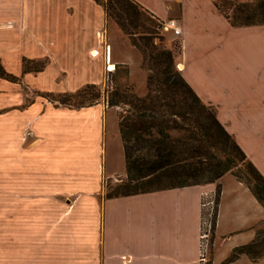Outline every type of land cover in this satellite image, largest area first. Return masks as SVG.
Segmentation results:
<instances>
[{"label": "crops", "instance_id": "crops-1", "mask_svg": "<svg viewBox=\"0 0 264 264\" xmlns=\"http://www.w3.org/2000/svg\"><path fill=\"white\" fill-rule=\"evenodd\" d=\"M135 1L157 18H176L180 73L264 177V23L231 25L211 0ZM20 34L39 51L16 47ZM0 37V60L12 72L22 57L46 59L40 70L21 71V83L0 77V264H203L200 198L216 182L207 264H264V255L245 253L224 261L264 219L229 171L216 181L105 196L106 182L125 175L119 107L68 106L46 95L101 83L105 45L127 80L133 68L144 74L139 51L99 3L0 0ZM6 51L15 53L14 69Z\"/></svg>", "mask_w": 264, "mask_h": 264}, {"label": "trees", "instance_id": "trees-1", "mask_svg": "<svg viewBox=\"0 0 264 264\" xmlns=\"http://www.w3.org/2000/svg\"><path fill=\"white\" fill-rule=\"evenodd\" d=\"M94 1L139 51L141 66L146 69L145 94L137 95L127 84L100 92L96 84L85 83L72 91L46 95L68 106L89 105L101 96L107 105L119 107L125 175L105 196L216 181L229 171L264 208L263 175L219 122L214 106L201 100L175 67L179 48L166 47L155 40V27L161 20L135 0ZM211 1L231 25L264 23V0ZM45 62V58L38 61L22 57V71L40 70ZM121 65L123 75L127 74L125 64L116 65L109 72L111 83ZM0 77L18 79L1 64ZM219 190L216 182V203ZM263 251L264 227L257 228L250 241L234 246L224 261L239 253L256 258Z\"/></svg>", "mask_w": 264, "mask_h": 264}, {"label": "rangeland", "instance_id": "rangeland-1", "mask_svg": "<svg viewBox=\"0 0 264 264\" xmlns=\"http://www.w3.org/2000/svg\"><path fill=\"white\" fill-rule=\"evenodd\" d=\"M158 19L162 21V19H160V18H158ZM155 32H156L155 33L156 34L155 40L157 42H159L160 44H162V45H164L166 47L174 48L176 50L179 48V42L174 37V34L170 30L164 29L162 27V23H160V25L155 27ZM18 37H19V42H18L19 45H16V47L21 48L24 52H27V53H35V52L39 51V50H37L35 45H32L31 42H29V40L26 41V38H24V35L20 34V35H18ZM158 37H159V39H158ZM0 38H2V37H0ZM14 43H16V42H14ZM119 51H121V50L118 49V52ZM5 54L8 57V62H7L9 64L8 66L10 68L14 69L16 67L15 53L6 51ZM35 59L39 61L42 58H35ZM0 64H1L2 68L5 71L16 75L18 77V81L19 82L21 81V78H22V72H21L22 71V64H21V62L19 63V68L16 70V72H12L9 68L4 66V64L1 62V60H0ZM28 64L32 65V66H36L37 65V63H28ZM140 65H141V62H140ZM175 67L179 70V66L177 65V63L175 64ZM122 68H123V65H121L119 67V70L117 71L116 78H114L113 79V83H111V87H106L105 86L104 79H103V81L101 83H94V84H96L99 87L100 92H103L104 90H105V92L109 91L111 88H115L116 86L122 88L125 84H127V85H129L131 87V89L137 95L145 94V92H146V82H145V80H146V69L141 66L144 74L140 75L139 72H137L133 68L132 71H131L130 78H129V80H127V78H126L127 74L123 75ZM84 84L80 85L79 87L83 86ZM23 89H24V91H27V92L30 91V90L27 89L26 86H24V84L21 85V90H23ZM103 95H106V94L104 93ZM48 98H50V96H48ZM51 101L53 103H59V102H57L56 99L55 100H51ZM97 101H104V100L100 96ZM69 102H72V101L70 100ZM172 133L174 134L175 131H172ZM122 179H124V176H117L116 180L115 179H111L110 181H107L106 182L107 184L105 185V192L107 190L111 189L112 187H114L116 184L121 183ZM215 213H216V207H215V212H214L213 221H212L213 222V228H214V223H215ZM263 227H264V219L260 222V224L257 226V228H263ZM210 246H211V243L208 245L207 254H206L207 256H208L209 251H210ZM262 255H264V251L261 252L259 254V256H257V257H260ZM206 259H207V257H206ZM204 264H207V260L205 261Z\"/></svg>", "mask_w": 264, "mask_h": 264}, {"label": "built area", "instance_id": "built-area-1", "mask_svg": "<svg viewBox=\"0 0 264 264\" xmlns=\"http://www.w3.org/2000/svg\"><path fill=\"white\" fill-rule=\"evenodd\" d=\"M162 27L164 29L170 30L173 34L179 33V25L175 17H168L162 19ZM107 46L105 45V75L104 81L106 87H111V79L109 77V72L112 71L113 66L108 63L106 57ZM96 53V52H95ZM201 207V225L198 232L199 239V259L203 264L206 261V254L208 245L210 244L211 234L213 230V216L216 207L215 191L214 190H204L201 192L200 198Z\"/></svg>", "mask_w": 264, "mask_h": 264}]
</instances>
